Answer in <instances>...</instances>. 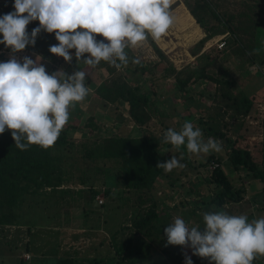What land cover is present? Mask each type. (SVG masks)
<instances>
[{
  "label": "trees",
  "instance_id": "16d2710c",
  "mask_svg": "<svg viewBox=\"0 0 264 264\" xmlns=\"http://www.w3.org/2000/svg\"><path fill=\"white\" fill-rule=\"evenodd\" d=\"M13 3L14 0H5L0 5L3 7L0 16L14 11ZM185 5L205 32V36L199 39L192 48L193 55L198 54L210 38L228 32L225 37V39L228 37V40L225 41V44L228 43V45H224L222 48L215 45V47L204 50L197 57L200 62H197L198 66H185L177 70L170 64L164 65L161 61L154 65L157 70L147 69L146 64L139 60L130 48L126 49L129 63L126 67L119 69L121 71L104 61H101L100 65L95 68L83 63L78 66L74 56L72 62L68 63L62 57L49 52V47L58 44V41L55 39L54 33H47L43 30L36 37L34 47L26 46L29 51H34L43 57L41 62L51 63L46 67L49 74L63 69L71 75L80 69L86 72V78L89 79L93 72L97 75V72L103 69L107 71L108 75L98 85L93 84L95 86H93L95 88L93 93L101 106H98L94 113L81 109L80 104L70 108L69 121L53 147L44 149L38 145H30L28 150L21 151L15 146L11 130L6 129L3 134H0V225H25L30 231L35 224V214L30 216L29 213L28 218H24L26 211L31 206L29 202L41 195V210L50 208L49 203L56 204L57 198L71 194L68 188L60 187L64 182H73V184L83 186V188L77 189L76 194L81 197L85 193L88 194V198L85 200L88 204L94 202L100 188H103L106 196L112 197L113 194H118V187H122L121 193L115 195L119 196L123 192L124 194L118 197L114 209H118L120 205L129 207L125 200L129 201L130 198L125 197V194L131 193V190L139 192L138 200L131 205L132 221L130 227H127L128 235L122 241H117L116 233H112L110 245L114 249L113 254L104 257L70 254L58 250L56 256L45 260V264H113L114 261L116 264H119V261H125L126 264H150L149 248L153 240L155 243L165 241L163 239L164 228L168 225L169 217V209L158 203L159 197L156 195V191L160 187L159 180L165 179L167 173L163 169L156 168V165L157 162H165L175 156L172 153L173 146L162 143L163 134L171 127V124L170 121L167 123L163 121L161 117L165 116L168 120L176 116V119L179 118L183 121H185L184 118H192L194 115L188 111L189 104L195 105L197 101L191 97L190 87L200 81L215 83L221 88L225 86L228 90L232 81L221 76L228 71L225 67L220 66L225 58L242 53L245 54V58H251L252 63L259 66L264 64V46L262 47L257 34L258 30L260 32L264 28V17L258 21L251 19V26L247 31L254 45V53H251L249 51L251 47L246 46V43L243 42L240 33L241 24L237 23L236 26L233 24L234 16L232 14H228L224 18V16H218L209 11L208 16H213L219 23H222L221 26L218 23L209 26L208 21H203L191 6H188L187 3ZM173 7L174 4L171 5L170 10ZM202 8L205 12L209 10L205 0L202 3ZM38 26L39 21H32L27 26V31L30 34L32 29ZM0 39H2V35H0ZM96 39L102 40V37L97 35ZM147 40L150 41L155 53L162 59H166L165 54L150 35ZM71 51L74 53L75 50ZM133 60H138L139 63H133ZM127 72L138 73V78L147 76L148 84L142 82L141 86L138 83H133V81L140 80L136 76H128ZM151 72H154V76ZM166 72L175 73L176 83L171 88L173 89L172 94H166L165 109H161L159 97L162 92H159L158 88L160 87H157L156 83L159 80L163 82L167 78ZM206 91L207 98H215L218 88L214 91L208 92V89ZM93 93L89 92L90 98ZM226 95L228 97V93ZM175 98L179 101H175ZM233 104L235 105V103ZM242 104L243 101L239 105L237 104L234 110L247 114L249 109L242 111ZM181 105L185 109H179ZM110 106L115 111L122 107L125 108L130 119L137 128L141 129V132L138 135L135 133L125 134L121 133L118 127H112L113 131L107 129V133H105L107 121L112 120L105 112V109ZM172 106L173 111H169ZM155 118L164 126V131L161 133L145 130L148 122ZM261 120L262 139L255 142L250 149L239 143L242 135L238 134L236 138H232L216 127L207 126V130H210L212 134L224 138L227 151L225 165H222L212 153L201 163L202 167H208L206 170L207 181L213 187L209 197L200 199L201 206L209 209V205L222 207L228 202H240L243 199L244 189L241 186H235L231 181V174L238 173L240 169L244 170L245 176L261 183V189L256 197L259 198L258 201L264 203V118ZM76 133L79 134L77 137L81 140L79 142L74 140ZM177 154L179 153L177 152ZM74 160L86 167L80 165V174L72 177L68 169ZM212 162L218 163V166L211 170L209 165ZM168 182L172 185L171 180ZM43 189L49 191L44 193ZM161 195L164 196V193ZM163 196L160 198H164ZM181 202L183 203V201ZM25 204L28 205L27 209H24ZM102 204L103 202L100 203V206L104 207ZM196 209L195 205L192 206L194 214ZM55 219L56 215L52 216L51 220ZM26 250H28L27 246ZM19 264H23V262L20 260Z\"/></svg>",
  "mask_w": 264,
  "mask_h": 264
},
{
  "label": "clouds",
  "instance_id": "9594fccd",
  "mask_svg": "<svg viewBox=\"0 0 264 264\" xmlns=\"http://www.w3.org/2000/svg\"><path fill=\"white\" fill-rule=\"evenodd\" d=\"M173 2L14 0V11L0 16V44L13 54L22 52L26 46H35L43 30L55 34L58 44L50 46L49 52L64 61L71 63L74 56L78 66L83 63L95 68L104 61L119 70L129 63L126 49L142 46L149 35L153 40L167 35L174 24L170 12ZM32 21H39V26L29 34L27 26ZM97 35L104 39L97 40ZM42 59L39 55L35 60L24 56L21 62L13 55L0 62V134L11 130L21 151L30 145L53 147L69 121V109L84 101L90 91L85 85V71L79 69L69 75L58 69L49 74ZM162 143L171 144L177 151L185 146L193 154L222 151L219 141L210 137L205 142L202 130L187 121L180 131L167 129ZM184 167L175 156L156 165L165 173ZM203 220L204 228L198 229L176 217L164 228L165 246L190 247L192 255L207 258L209 264H252L258 255L264 256V218L249 222L245 215L219 210L205 212ZM184 258L185 264H193L187 253Z\"/></svg>",
  "mask_w": 264,
  "mask_h": 264
},
{
  "label": "rangeland",
  "instance_id": "374dc122",
  "mask_svg": "<svg viewBox=\"0 0 264 264\" xmlns=\"http://www.w3.org/2000/svg\"><path fill=\"white\" fill-rule=\"evenodd\" d=\"M203 1L176 0L174 2L173 8H175V5L177 3L180 4L181 6L183 2L184 6L182 5V7H185L188 10V7L185 5V3H187V5L191 6L194 9L195 13L199 17H201L203 21H208L207 23L209 26L217 23L218 25L221 26L222 24L219 23L215 18H213V16H208L207 14L209 13V11L216 13L218 16H224V18H226L228 14H232L234 16L233 24L235 26L237 23L241 24L240 33L242 35L243 42L246 43V46L247 45L250 46L251 48L249 51L251 53H254L253 40L251 39L247 31L250 29L251 19H253L254 21H258L259 19L264 17V1L263 0H205L207 2V8L209 9L207 12H205L204 9L202 8ZM4 2L5 0H0V5H2ZM1 9H3L2 6L0 7V11ZM170 12L172 14V9L170 10ZM201 30H202V35L200 39L205 36V32L203 28H201ZM257 34L260 37L259 40L261 44L264 46L263 44L264 28H262L260 32L258 30ZM184 35H185V31L183 32L182 30H179L176 27H171L166 36L162 37L160 40H154L159 46V48L162 50V52L165 54L167 60L162 59L155 53L149 40H146L142 46H139L137 48H130V50L135 53V55L139 60H141L142 62H144V64H146V66L148 67L147 69L153 68L154 70H157V68L154 65L157 62L162 61L164 65L170 64L173 68L178 70V68L181 69L187 66L185 64L187 63L190 64L191 61H193L194 56L191 53V50L194 47V45L198 42L193 40L187 41ZM220 35L222 34H218L210 38L205 43L204 47L208 45L209 46L212 45L210 47H215V40ZM226 39L228 40V37ZM225 45L227 46L228 43H226ZM13 55H15V57L22 62L24 56H28L33 60H35L36 58L34 57L37 56V53L25 49L22 52H17L13 54L11 50L7 48L4 44H0V62L8 61ZM244 55L242 53L240 55L233 54L232 57L225 58L221 62L220 66L225 67L228 72L225 74L224 73L221 74V76L230 80L231 74L233 75L235 74V72H239L241 70V67L244 66L243 65L244 63L240 62L242 61V59H244ZM193 62L195 63L190 64L192 65L191 67L198 66L197 62L200 63L197 58ZM41 63L45 66V68L51 64L49 62H41ZM246 65L249 64L246 63ZM255 66L257 68L256 72L258 71L260 73H264V69H261L262 66L259 65L258 66L255 65ZM151 74L154 76V72H151ZM107 75H108L107 71H104L102 69L97 72V75L93 72L89 79L86 78L85 82L91 83V84L85 83L86 87H88L91 90V94L95 92L94 85L95 84L98 85L102 80H104L107 77ZM127 75L133 77L136 76V78L141 81L140 82L137 80V81H133V83H138L141 86L143 85L142 82L148 84V82H146L147 76H142L138 78L137 77L138 73L132 74L131 72H127ZM166 75L167 78L164 79L163 82L159 80L156 83L157 84L156 86L161 88V89L158 88V90H160L159 92H162L161 96L159 97L160 100L159 107L161 109H165L166 94L168 95L172 94L173 89L171 88L176 83L174 72H166ZM239 78L240 76L236 77L237 84L239 83ZM230 87H228L227 90L225 86L221 88L219 87V85H217L216 88H218V91L216 92V97H215L216 99L215 100L211 98L206 99L207 100L206 102H208L209 100L210 103L208 104L209 107L207 108L208 109L207 113L202 114V112H197L195 114L193 112L194 118L193 121H191L194 127H199L202 130L203 138H205L206 140L210 137L214 139L218 138V141L222 144V151H220V154H224L227 151L225 146L226 145L225 140L224 138H219L218 136H215L212 133L208 134L207 126H211L214 128L216 127L222 130L223 132H225L228 136L232 138H236L237 136L235 135L236 133L234 127L236 125H240L239 134L240 135L243 134L242 135L243 137L240 138L241 141H239V143L243 147H249V148L250 147L252 148L253 146L249 143L250 138L248 137L251 135L257 136L258 133L261 131L259 125L253 122L252 116L246 118L244 114L236 112L234 110H232L230 114L226 110L225 111L219 110V112H217L218 107L214 105L216 103L225 104V102L228 99L226 93L228 94L230 93L229 91L231 89ZM232 92L236 95V97H238L237 96L238 93L236 90ZM90 95H88L84 101L78 103V105L80 104L81 109L88 111L90 113H94L96 108L98 106H101V103L95 98L96 96L95 93H93L92 98H90ZM177 100L179 101V99ZM260 109L261 112L264 111L262 108ZM105 112L111 115L114 119L116 117V122L120 121L119 123L112 124V121L108 120L104 129L105 133H107L106 132L107 129L108 131H113L112 127H118L121 133H125V134L129 133L134 123L130 119L127 110L125 108L122 107L115 111L114 109H112V106H110L109 108L105 109ZM261 112L257 113L254 119L258 118L260 120L264 118V117L261 118V114H262ZM161 118L163 119V121H166V123L167 121L168 122L170 121L169 119L167 120L165 116ZM250 119L252 120V123L248 122ZM176 120L181 122L179 118H177ZM146 127L147 128H145V130L154 131L155 133H161L162 131H164L163 124H161V122L157 118L149 121ZM181 127L182 126H180L179 128ZM75 136L76 137L74 138V140H76V142L81 141L80 138H77L79 136L78 133H76ZM205 155H206L205 153L199 154V156L201 158L203 157V159L207 158V156ZM74 161H72V166L68 169L69 174H72V177L76 176L77 174H80L81 172L80 165L81 167L82 166L86 167V165H83L82 163L80 164L79 161L78 162L77 161L74 162ZM170 176L171 179L180 177L179 174H176V172L175 174H171ZM250 178L251 177L249 176H245L243 169H240L238 173L233 172L231 174V181L233 182V184L237 186L239 183H242L241 187L244 189L243 199L240 202L237 203L228 202L222 207L209 205V209L207 210H205V208L198 209L195 211V214L192 211V205H191L192 203L188 201L192 199V197L186 195L185 193L186 191L182 193V189L180 188L181 189L180 195L183 198L184 196H186V198H184L186 200L183 201H186L184 202L186 204L184 211H186L187 214H189L188 215L189 227H196L198 229H203L205 226V222L203 220V216L205 212L219 211V210H224L230 215H236V216L245 215L248 217L249 222L252 221L253 219L264 218V203L258 201L259 198L256 197V194L258 192H255L253 190L248 191L249 188L246 189L248 185L245 184L244 182L251 180ZM179 181H182L181 177ZM184 181L187 182L188 179H184ZM159 186L160 187L156 191V195L157 197H159L158 203H160V201L163 199L160 198V196H163L161 194L164 193L163 197H165L166 193L170 191V189L168 188L169 187L168 183L164 178L159 180ZM60 187L68 188L71 191V194L65 195L63 198H57L58 202L56 204L49 203L50 208L48 209L43 208V210H41V195H39L37 198L35 197V199L29 202L30 203L29 205L31 206L29 207V210L26 211L24 218L27 219L29 213L30 216H32L33 213L35 214L34 215L35 224L33 225L30 231L26 230L27 227L25 225L7 226V227L5 226L4 228L0 229V264H19L20 260L23 262V264H28L29 262H30L29 264H40L41 262L45 264L46 262L45 260L51 259L53 256H56L58 250L59 252L60 251L65 253L68 252L70 254H78V255L86 254L93 256L108 257L111 254H113L114 251V249L110 245L112 235L116 233L117 241H122L123 238L128 235L129 230L127 227H130V223L132 221V216L130 215L132 210L131 205L133 204L134 201L138 200L139 192L135 190H131V191L129 190L131 193L125 194V197L128 196L130 198L129 201L125 200L126 203L129 204V207L126 206L123 207L120 205L118 209H114L118 197L123 195L124 192L119 196H116L115 194L117 193H115L112 195V197H109L104 194L103 188H100L99 192L95 196L94 202L88 204L85 201L86 198H88V194L85 193L83 197L78 196L76 194L77 189H81L83 188V186L79 184H73V182H64V184H62ZM121 189L122 187H118V194L121 193L122 191ZM124 190H128V189H124ZM42 191H44V193H47L49 190L43 189ZM209 191L212 192V190L208 188V192H206L208 193V196L211 195V192L209 193ZM180 195L178 194L177 199L178 197L179 198L181 197ZM98 197L103 198L102 205H104V207L100 206ZM134 207L136 208V206ZM27 208L28 205L25 204L24 209ZM55 215H56V219L51 220L52 216ZM169 219H171V217ZM170 223L171 221L168 220V225ZM166 238L167 237L164 236L163 239H165V241L161 243H155L154 242L155 240H153L149 248V252L151 255V259H149V262H151L150 264H185V258H184L185 253L191 256L193 264H209L207 258H202L196 255H192V249L190 247L185 248L179 245L165 246L167 244ZM26 246L28 250H26ZM27 253L29 254V258L25 259V254ZM113 264H116V262L114 261ZM119 264H126V262L119 261ZM252 264H264V256L258 255L253 260Z\"/></svg>",
  "mask_w": 264,
  "mask_h": 264
},
{
  "label": "crops",
  "instance_id": "0c3cea01",
  "mask_svg": "<svg viewBox=\"0 0 264 264\" xmlns=\"http://www.w3.org/2000/svg\"><path fill=\"white\" fill-rule=\"evenodd\" d=\"M175 1L176 0H174V2ZM174 2H173V4H174ZM182 5L184 6L183 2H182ZM181 6H180V4L177 3L175 5V8H172V14L175 11L179 10V8H181ZM183 8L185 10H187V8H185V7H183ZM187 12L191 15V13L188 10H187ZM192 18L194 19L193 16H192ZM194 21H195L196 25L201 30V27L198 25V23L196 22L195 19H194ZM201 35H202V30H201ZM201 35L196 37V38H194L193 41H198L200 39ZM210 46H212V45H210ZM210 46L208 45L206 47H203V49L198 54L193 55L194 56L193 57L194 59L192 58L193 61L204 50H206ZM262 47H263V45H262ZM233 60H235V59H233ZM193 61H191L190 64H194L195 62H193ZM240 62H243L244 66L241 67V70L239 72H235V74H233V75L231 74L230 80L232 81V85L230 87L231 89L229 90L230 93L228 94L227 101L225 102V104L224 103H220V104L216 103L214 106L218 107V111L217 112H219V110H224V111L226 110L230 114V112H232V110H234V107L237 104L239 105L240 102L243 101L242 108H241L242 111L244 109H247V108L249 109L248 113L244 114V115L246 116V118H249L250 116H252L253 122H255V124H258L259 127L261 128V131L258 133L257 136L256 135H251V136L248 137V138H250L249 143L251 145H254V143L256 141H260L262 139V135H261L262 134V126H261V121L262 120L261 119L259 120L258 118H256V119H254V118H255V115H257V113L261 112L260 108H262L264 110V74L260 73L258 71L256 72L257 68H256L255 65H257V64L256 63H252L251 58L247 59V57L246 58L244 57V59H242V61H240ZM246 63L249 64V65H246ZM188 64L189 63H187L185 65H187L189 67L192 66V65H190V64L188 65ZM238 76H240V78H239V83L237 84L236 77H238ZM217 85L218 84H215V83H208V82H202V81L191 85V87H190V89H191V97L193 99L194 98L196 99L197 104H195V105L189 104L188 111L191 112V113L194 112L195 114L197 112H202V114L203 113H207V111H208L207 108L209 107L208 104H210V103H209V100H208V102H206L207 101L206 100L207 99V94H206L207 91L206 90L208 89V92H210V90L214 91L216 89ZM235 90L238 93V95H237L238 97H236V95L232 92V91H235ZM90 92H91V90H90ZM197 95H198V98H197ZM203 99H205V100H203ZM208 99H209V97H208ZM211 99L215 100L216 98H211ZM176 100H177V98H175V101ZM204 102H206V103H204ZM233 103H235V105ZM170 109L171 110H169V111H173V109H174L173 106ZM179 109H185V107L183 105H181V107ZM261 113H262L261 114V118H262V117H264V111L261 112ZM107 115H109V114H107ZM109 117L112 118V120H111L112 124L120 122V121L116 122V117H115V119L111 115H109ZM193 118H194V116L192 118H184L185 121L181 120V122H179V121L176 120V116H173V118H171L169 120H170V124H171L172 129H174L176 131H180L182 127L181 128H179V127L183 126V124L186 121L187 122L193 121ZM248 122L252 123V120L250 119ZM238 126L239 125H236L234 127V129L236 131V134H235L236 136L240 133V128H238ZM133 127L130 129L129 133H126V134L135 133V135H138L139 132H141V129L137 128L136 125L133 124ZM208 134H211L210 130H208ZM203 139H204L205 142L208 140V139L206 140L205 138H203ZM215 140L218 141V138L215 139ZM240 141H241V139H240ZM177 152L179 154H177ZM172 153L175 154V157L177 159H179L180 163L184 164L185 167L183 169L177 168V169H174L172 172L167 173V176L165 177V179H166V182L168 183V186H169L168 188L170 189V191L168 193H166L168 198H166L167 196H165L160 201V205H162L163 207L166 206L165 208L169 209L168 210V215H169L168 220H170L171 223L174 222V219L176 217H181L188 224L189 223V221H188V215L189 214H187V212L184 211V208L186 207V204L184 202H186V201H183V200H186V199H184V198H186V196H184V198H183L180 195V190L182 189V193L184 191H186L185 192L186 195H189V196L192 197V199H190L188 201H190L192 203L191 204L192 206H194V205L196 206V208H197L196 210L201 209V208H205V210H206L208 207L206 208L204 206H201L200 199H202V198L205 199V198L209 197L208 193H206V192H208V188L212 190L213 187L207 181L208 173H207L206 170H207L208 167L205 168V167L201 166V163L205 160V159H203V157L201 158L199 156V154L190 153L186 149L185 146H181L179 151H177V149L173 146L172 147ZM211 153L214 154L215 157H217L220 160L222 165H225L226 152L224 154H220V152H214V151L211 152ZM211 153H209V154H211ZM209 154H206L205 156H208ZM181 157H182V159H181ZM201 160H203V161H201ZM175 172H176V174H179V176L181 177L182 181H179L180 177L175 178V179H171L170 175L171 174H175ZM184 179H188V181L185 182ZM168 180L172 181V185L169 184ZM244 183L248 185V187H246V189L249 188L248 191H252L253 190V191L259 193V191L261 189V183L259 181L251 179V180H248V181H246ZM241 184L242 183H239L238 185L241 186ZM210 192L211 191H209V193ZM178 194L181 197L180 198L178 197V199H177ZM181 201H183V203ZM170 217H171V219H169ZM5 226L7 227V226H17V225H5ZM5 226H1L0 225V229L4 228Z\"/></svg>",
  "mask_w": 264,
  "mask_h": 264
},
{
  "label": "bare ground",
  "instance_id": "6f19581e",
  "mask_svg": "<svg viewBox=\"0 0 264 264\" xmlns=\"http://www.w3.org/2000/svg\"><path fill=\"white\" fill-rule=\"evenodd\" d=\"M172 16L174 17V24L171 27H176L183 32L185 31L184 37L187 41L193 40L201 35L200 28L196 25L192 16L182 6L179 10L175 11Z\"/></svg>",
  "mask_w": 264,
  "mask_h": 264
},
{
  "label": "built area",
  "instance_id": "2783aa9c",
  "mask_svg": "<svg viewBox=\"0 0 264 264\" xmlns=\"http://www.w3.org/2000/svg\"><path fill=\"white\" fill-rule=\"evenodd\" d=\"M228 32L227 33H224L222 35L219 36V38L215 41V45L218 47V48H222L224 45H225V37L227 36ZM102 37V36H101ZM103 38V37H102ZM104 39V38H103ZM107 42V41H106ZM263 67V68H262ZM261 69H264V64L262 65ZM216 166H218V163L216 162H212L210 163L209 165V169H213L215 168ZM98 201L99 203H102L103 202V198H100L98 197ZM29 258V254H25V259Z\"/></svg>",
  "mask_w": 264,
  "mask_h": 264
}]
</instances>
